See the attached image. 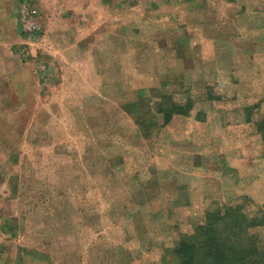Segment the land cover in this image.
I'll use <instances>...</instances> for the list:
<instances>
[{"label":"rangeland","instance_id":"obj_1","mask_svg":"<svg viewBox=\"0 0 264 264\" xmlns=\"http://www.w3.org/2000/svg\"><path fill=\"white\" fill-rule=\"evenodd\" d=\"M25 1L39 30L0 80V264H185L214 234L264 249V83L228 56L264 42V0Z\"/></svg>","mask_w":264,"mask_h":264},{"label":"crops","instance_id":"obj_2","mask_svg":"<svg viewBox=\"0 0 264 264\" xmlns=\"http://www.w3.org/2000/svg\"><path fill=\"white\" fill-rule=\"evenodd\" d=\"M25 1V0H24ZM40 1L43 0H34ZM21 0H0V80L5 78L8 74H12L15 71V67L19 61L18 50L19 46L25 41V35L20 32L19 29V6ZM41 4V3H39ZM34 5V4H33ZM38 7L37 5L35 6ZM215 31H219L220 29L223 31H230L243 34L246 32H251L252 27H245L243 25H229V26H220V25H209ZM264 31V30H263ZM21 33V34H20ZM257 34V33H253ZM245 35H241L240 37L232 38L242 40L246 37ZM262 36V40H264V33H260ZM248 37H246L247 39ZM253 38V39H252ZM206 39H209L208 37ZM224 40L232 41L231 39ZM251 47L256 48L257 52L244 56H248V59H244V56L238 54L237 52H228V56L233 54L234 61L236 60L235 64L232 66L237 68V72H242L244 75V80L241 81L242 84L246 82H255L256 85H260L262 81L264 83V42L257 43V40L254 37H250ZM252 40V41H251ZM238 41V40H233ZM240 66L237 67V66Z\"/></svg>","mask_w":264,"mask_h":264},{"label":"trees","instance_id":"obj_3","mask_svg":"<svg viewBox=\"0 0 264 264\" xmlns=\"http://www.w3.org/2000/svg\"><path fill=\"white\" fill-rule=\"evenodd\" d=\"M169 119V118H168ZM167 119V120H168ZM260 130H264V126L260 127ZM220 212H214V216L216 220H220V218H225V216H229V214L220 215ZM235 213L231 212L230 214ZM240 219L237 220L238 223L235 225L236 229H244L243 222L245 218L241 215ZM240 221V222H239ZM242 223V224H241ZM216 238L206 236L205 239L200 243L199 247H203L202 251H204V258L207 264H264V249H260L257 242L252 239H246L243 242L237 243V241L233 242L228 236L224 238ZM227 240H226V239ZM218 240H224L225 242L230 243V245L225 246L221 244ZM238 247V250H235ZM193 245H185L182 250L186 251L185 264H194L197 259H200L204 263V258L200 257L199 252ZM223 249H226L225 252ZM188 251V252H187Z\"/></svg>","mask_w":264,"mask_h":264},{"label":"built area","instance_id":"obj_4","mask_svg":"<svg viewBox=\"0 0 264 264\" xmlns=\"http://www.w3.org/2000/svg\"><path fill=\"white\" fill-rule=\"evenodd\" d=\"M39 12L35 5L23 1L19 6V29L25 36H30L39 30Z\"/></svg>","mask_w":264,"mask_h":264}]
</instances>
